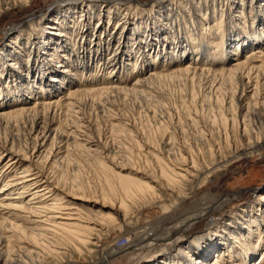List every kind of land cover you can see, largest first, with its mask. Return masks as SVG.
I'll use <instances>...</instances> for the list:
<instances>
[{"label": "bare ground", "instance_id": "1", "mask_svg": "<svg viewBox=\"0 0 264 264\" xmlns=\"http://www.w3.org/2000/svg\"><path fill=\"white\" fill-rule=\"evenodd\" d=\"M32 1L0 0V16L11 8L26 7ZM160 1H152L150 9L145 12H160L161 9L174 7L173 15L162 22V26L157 25L154 31L158 34L162 30L167 37L168 34L175 35L179 45L168 50L170 58L162 67L164 74L149 71L144 76H136L140 72L138 69H149V65L143 66L144 61L140 65L129 64L130 68L137 69H132V74L136 76L132 82L130 79H123L122 71L113 66L117 62L116 50L123 35H119L115 53L105 61L102 59L111 39L105 35L107 33L102 27L106 21L105 16L108 23L111 17H116L115 27L119 28L129 23L126 16L133 18L137 14L124 0H63L57 6H51L42 17L30 18L24 24L6 31L8 40L0 50V106L3 99L8 102L6 106L16 103L24 105L32 99L35 101L32 106L0 112V124L8 127L11 116L20 117L19 125L17 122L16 124L25 132H22L23 135L8 132L0 140V164L5 160L0 177L7 178L0 186V264L79 263L82 257L89 258L99 252L103 234L110 227L117 226L124 230L119 239L126 243L118 246L116 243L120 240H117L104 247L105 254L98 258L99 263H104L128 247H142L147 242L144 235L137 240L131 239L128 227L130 219L144 207L159 205L175 213L190 201L193 204L192 210L187 211L189 214L179 221V225L171 226L169 231L174 232L165 237L151 233L149 243L152 245L155 240L174 237L176 227L182 229L179 231L184 235H179L181 237L172 248L154 253L144 264H204L209 259L212 260L211 264L264 263V231H258L264 225V185L253 191L254 198L249 203L229 212L221 220L208 223L197 232H190L193 223L201 215L214 212L229 202L226 196H204L194 202L201 184L209 178H215L216 171L227 168L225 165L233 159L250 156L264 148V1ZM158 5L160 7L155 8ZM231 8L240 10L238 13H230ZM199 18L209 29L207 34L203 30L198 34L201 26L197 22ZM181 23L187 24L185 31L181 28ZM46 29L54 30L51 34L53 37L45 36L48 33ZM77 30L80 31L78 43L71 39V34ZM226 34L229 35L225 39L226 43L234 42L235 47L233 49L230 44L226 47L219 72L210 70L212 60L203 59L212 45L207 48L197 45L198 49L195 51L188 48L190 42L201 38L208 40L217 37L223 42L222 38ZM132 35L136 37V34ZM167 37L164 38L165 42ZM98 39L101 47L95 41ZM149 41V35L136 37V42L142 48ZM243 48L253 50L244 60H240ZM154 50L155 57H164L162 50ZM108 60L112 62H106ZM178 62L182 65L171 69L170 65ZM255 62L260 64L256 66ZM95 67L96 72L90 73ZM78 70L81 72L78 73ZM77 74H81V79L86 81L87 86H91L88 91L82 92L112 95H140L143 87H148L161 77L172 80L182 77H210L207 81L209 86L203 88L207 91L202 100L209 106L213 104L216 116L197 118V115H187L191 125V138L187 142L186 139L183 142L180 139L177 141L175 131L167 132V126L160 124L156 128L157 135L149 140L146 138L148 142L144 143L146 148L143 154L139 153L142 155V162L139 157L140 164L139 161L136 163L138 166L135 162L128 166V162L133 160L131 152L127 151L126 156L129 153L132 156H129L132 160H126L127 166L119 164L121 160L116 157L117 163L119 162L118 173L122 175V191L118 198L93 199L84 196L83 199L90 204L85 206L99 212L93 217L83 209L84 206L81 210L73 206L71 200L76 197L60 189L47 173L48 167L45 168L50 159L56 165L55 159L58 158L59 151L55 148L61 141V134L54 127L55 110L62 105L69 111L78 109L75 113H80L77 108L81 105L77 99L79 91H70ZM65 90L67 95L64 101L60 94ZM53 94L58 97L49 100ZM86 120L76 117L70 122L71 139L79 143L77 146L82 153L98 159L108 149L101 145L100 140L93 139L94 136L92 138L93 131ZM184 133L186 129L181 131L182 135ZM185 135L187 137L188 134ZM139 151L141 150H137ZM136 159L133 161L138 160ZM102 161L99 160L98 164H103ZM122 162L125 163V160ZM109 163L115 165L113 162ZM125 170H128L127 175L122 174ZM91 203L97 205L91 206ZM15 236L18 237V243L11 241ZM44 255L46 260L43 259Z\"/></svg>", "mask_w": 264, "mask_h": 264}, {"label": "rangeland", "instance_id": "2", "mask_svg": "<svg viewBox=\"0 0 264 264\" xmlns=\"http://www.w3.org/2000/svg\"><path fill=\"white\" fill-rule=\"evenodd\" d=\"M60 1L63 0H33L32 3H30V5L26 7H14L5 11L0 16V50L8 40L7 39L8 33H6L7 30H10L11 28L16 27L20 24H24L30 18L38 19L39 17H42L43 16L42 14H45L47 11H49L51 6H57L58 5L57 3H59ZM152 1L154 0H124V2L129 4V6H132L134 12L137 13L133 18H131L130 16L129 17L126 16L125 19L129 23L124 27L122 26H120L119 28L115 27L116 17L115 18L111 17V20L108 23L107 22L108 19L105 16L104 20L106 21L103 22L104 24L102 27L105 28V31L107 33L105 35H108L111 39L109 40L110 45L107 44V49L104 51L102 55L103 56L102 59L103 61H105L104 59H106L109 55L115 53V49L117 48L115 45L118 42L119 35L120 34L123 35L124 38L122 42L119 43L120 46L116 50V52L118 51L117 62L113 66H115L116 69H120V71H122L124 75L123 79L125 80L130 79L131 82L133 81V77H136L137 75L144 76L146 73H149V71L156 72L157 74L160 75L164 74L165 72L163 71L164 69H162V67L165 66V62L167 63V60L170 58L168 53L170 51L168 50H172L177 45H179V41L177 42L178 39L174 38L175 35L172 36L168 34L170 37L169 38L167 37L165 32H161L162 30L158 31L159 32L158 34H156L154 31L157 25L162 26L163 24L162 22L169 19V17L173 15L175 10L174 7H168L166 10L161 9L160 12L150 11L151 12L150 14V12H145V11L150 9L151 4H153L151 3ZM162 1L165 2L168 0H161L160 3ZM263 1L264 0H262L261 2ZM159 7L160 5L156 6L155 8H159ZM239 10L240 8H235V10L231 8L230 13L231 12L234 13V11H237L238 13ZM197 22L201 23V26H199L198 28L199 29L198 34H200L202 30L205 34H207L209 29L206 28V24H202L203 20L199 18ZM207 25H208L207 27H210L209 24ZM186 26L187 24L181 23V28L183 29V31H185L184 29ZM188 26L190 25L188 24ZM46 31L48 33H45V36L53 37L51 35L52 32H54L53 29L52 30L46 29ZM87 31L91 32V29H88ZM78 32L80 34V31L78 30L74 31V33L71 34V39L76 43H78L77 41L79 40ZM132 33L136 34L135 35L136 37L138 35L141 36L149 35V39H151V41H149L148 44H146L145 48H142V45L136 42V37H134V35L131 36ZM228 36L229 35L226 34L222 38L224 43L222 41H219L217 37L215 38L211 37L208 38V40L205 38H201V39L198 38L199 39L198 41L193 40L192 42H190L188 48H190L191 51H195L196 49H198L197 45L201 46L202 48L203 47L207 48L209 47V45H212L210 47V50L207 52V54H204L203 59L212 60L213 64L210 70L219 72L218 69L222 65L221 57L225 56L223 52L226 51V47L228 46V44H230V43H226L225 41V39ZM166 37H167V41L165 42L164 38ZM105 39L106 38H104V40ZM99 40L100 39L95 41H97V45L101 47L100 45L101 43ZM233 43H231L230 45L234 49L235 43L234 44ZM155 48L157 50L160 49L163 51V56H164L163 58L155 57L156 56L155 55L156 53H154ZM217 48H219V51H217ZM251 50L253 49L243 48V51L241 52L243 56H241L240 60H244L245 59L244 57ZM62 59L64 58L62 57ZM135 60L137 61L135 62ZM106 62L109 63L112 61L108 60ZM132 63H138L139 65L142 63L143 66L149 65V69H145V67L142 68V70L138 69L140 70V72L138 74H135L136 75L135 76L132 74V71L133 70L137 71V69L130 68L129 66V64ZM179 63L180 62L176 64H171L170 65L171 69L180 67V65L182 64ZM254 64L258 66L260 62H255ZM170 66L168 68H170ZM96 70L97 67H95V69L90 73H94L96 72ZM80 72L81 71L78 70V73ZM81 76H82L81 74L76 75L75 77L76 81L73 82L72 87L70 89L71 92L79 91L77 99L79 100V104L81 102V105H79L80 107L78 106L77 108L80 109V113L79 114L75 113V111H79L78 109L69 111L67 108L63 107L62 105H60L55 110L56 124L54 125V127L60 132L61 141H59L58 144H56V148H55V150L57 149V152L59 151L57 155L58 158L55 159L56 165L53 164L54 160L50 159L48 163L45 164V168L48 167L46 169L47 173L55 181V183L60 189L67 191L72 196L76 197L75 199L71 200V202L74 204L73 206H75L80 210L84 206L83 209L86 212L91 213L92 214L91 216L94 217L98 215L99 213L97 212L98 210L96 209L89 210L86 206L90 204L89 202H86L83 199V197L85 196L93 199H97V198L102 199L105 197L118 198L121 193L120 191H122V189L120 188L122 187L123 183L120 180L122 178V175L118 173L119 169L117 167L119 166V164H123L127 166L128 163H129L128 166L129 165L131 166L130 163L134 165V162L135 165L138 166L140 164V161L142 162V155L140 154H143L144 152L143 150L144 148H146L145 147L146 144L144 143H147L149 138L151 137L153 138L155 137V135H157L155 134L156 128L159 127L160 124L167 126L168 128L167 132L169 130H170L169 132L175 131L176 134L175 138L177 141H179L180 139V142H183L184 139H186L185 141L187 142V139L189 141L191 138L189 133L191 131L190 128L191 125L188 122L190 119L189 117H187V115L189 116L191 115L190 117H194L195 115H197V118L202 116L203 117L206 116V118H209L212 116H216L215 114L217 111L214 109L215 107L214 108L212 107L213 105L212 103L209 106L207 102H204L202 100L205 98L204 95L207 91L204 90L205 89L204 87L209 86V83H207V81L211 79L210 77L207 78L202 77L203 79H201L200 77H195L194 79L196 81L190 77H188V79L182 77V79L177 78L173 80L169 78L167 79L165 77H161L159 78L161 79L160 81L158 79V81L156 80L157 82L155 81L153 84L149 85L148 87H143L142 89L143 93L140 95H132V94L130 95L129 93L112 95L106 93L82 92V91H88V89H90L91 86H87L86 81L82 80ZM191 80H194L195 83L192 82ZM191 85H193L194 87ZM119 86L125 88L127 87V85H119ZM202 90L205 92H203ZM60 95L63 97L62 99L65 101L67 90L61 92ZM50 97L49 100H52L53 98L58 97V95L53 94ZM34 101L35 100L32 99L31 102H27V103L25 102L24 105L16 103L6 106L7 105L6 103L8 102H6V100L3 99L2 106H0V112H7L11 110L16 111L22 106H27V105L32 106V104H34ZM82 101L83 102L88 101V102L87 103L85 102L86 105H84L85 103H83ZM71 115H73V117ZM76 117L84 118L85 120L87 119L86 121L89 123L93 131L91 133L92 138L94 136L93 139L100 140L101 145L107 147L108 152L106 151L105 154L99 157L100 159L98 158L100 161L103 160L106 164H104V162L102 161L103 164L99 165L98 159L96 158L94 159L92 156H88L82 153L80 147L77 146L79 143L77 144V141L75 142L73 141V139H71L72 136L70 134V124H71L70 122L74 121V118ZM70 118L72 120H70ZM68 120H70V122ZM16 122L19 125L18 122H20V117L11 116V118H9L8 120V127L6 124L3 123L0 124V140H3L4 134L5 133L8 134V132L9 134L12 133L14 135L15 133L16 134L19 133L21 135L25 133L23 129L18 128ZM131 127L134 128L132 129ZM124 128L126 130H124ZM173 128L176 129L173 130ZM185 129H186V133L182 135L181 131L182 130L184 131ZM134 130H136V133L134 132ZM185 134H188L190 137L187 135L188 137L187 138ZM140 145L141 147H139ZM137 150H141V151L137 152ZM113 151H115L119 155L117 154V156H115L116 153ZM127 151L131 152L132 153L131 155L133 157L130 155V153L128 154V156H126L128 153ZM107 153H111L112 155L110 154L108 155ZM138 154L140 156H138ZM121 155L123 158L121 157ZM134 155L137 156L138 158L135 157ZM129 156H131L133 160H135L136 158L138 160L136 159L137 161H133ZM106 157L108 158L105 159ZM116 157H118V159L121 160V161L119 160L121 163L119 162H118L119 164L117 163L118 160ZM139 157H140V161H139ZM128 158L129 160L131 159L132 161L128 162L129 161ZM107 160L108 162H106ZM123 160H125V163L122 162ZM109 161L111 163L113 162L115 165L113 164L111 165ZM138 161L139 164H136L138 163ZM4 162L5 160L2 161V163L0 164V170L4 165ZM114 166H116V168ZM225 167L227 168L225 169L220 168L219 170L216 171L217 175L215 176V178H209L205 180L204 182L205 184L204 183L201 184L194 197V199H196L194 202H198V200L204 196H209L212 198L226 196L229 198V202H227L223 207H221L218 210H215L214 212L209 211V213L201 215L200 219H198L196 222L193 223L192 225L193 228L190 230V232L193 233L197 232L203 229V227H205L208 223L223 219L228 215L229 212L242 207L243 205L249 203V201L254 198L253 191L256 188L264 185V148L260 152L253 153L250 156L247 157L242 156L237 159H233L231 162L227 163ZM51 171L54 175L51 174ZM127 172L128 170L122 171V174L127 175L126 174ZM59 178H61L62 180ZM5 180H7V178L3 176L0 177V186L3 185ZM93 205L96 206L97 204L91 203V206ZM192 207L193 204L191 201L188 204H185L182 207V210L180 208L175 213L172 212L171 209L164 206L161 207L159 205L150 206L146 208L144 207L145 209L143 208V210L138 215L130 219L128 227H129V231H131V236H132L131 239L137 240L144 235L148 239L147 242H145V244L142 247L139 246L135 248L128 247L124 249L117 255L109 258L108 261L104 262V264H144L145 261L151 259L150 257L154 253L169 250L170 248H172L175 241L179 237H181L179 235H184L179 231V230L182 231V229H178V227H176V229H174L176 233L174 234L177 236L174 235V237L172 238H161L155 240L153 241L152 245H150L149 243L151 242L150 240L151 233L161 234L164 237L169 235L170 232L173 231V230L169 231L171 229V226L173 227L175 225H179L181 220L187 217V215L189 214V212L187 211H191ZM186 212L187 214H185ZM0 220L2 221V218H0ZM123 231L124 230L119 229L117 226L110 227L109 231L103 234L102 236L101 247L98 248L99 252L92 254L89 258L85 256H84L85 258L82 257V259H79V263L65 262L62 264H97L99 260L98 258H100V256H103L105 254L104 247L109 246L111 243L117 240H120L117 241L116 243L118 246H121L120 243L123 244L126 243L125 240L119 239L120 237H122V235L120 234L123 233ZM258 231H264V225L259 227ZM11 241L13 243H18L19 240L18 237L15 236ZM46 258H47L46 255H44L43 259L46 260ZM69 260L71 259L69 258ZM73 260L76 259H74L73 257ZM95 260H97V262H95ZM237 261L240 260L237 259ZM211 263L212 260L209 259L204 264H211ZM98 264H103V263L98 262Z\"/></svg>", "mask_w": 264, "mask_h": 264}, {"label": "built area", "instance_id": "3", "mask_svg": "<svg viewBox=\"0 0 264 264\" xmlns=\"http://www.w3.org/2000/svg\"><path fill=\"white\" fill-rule=\"evenodd\" d=\"M104 264V263H103Z\"/></svg>", "mask_w": 264, "mask_h": 264}]
</instances>
